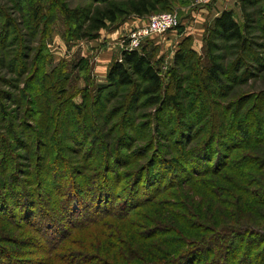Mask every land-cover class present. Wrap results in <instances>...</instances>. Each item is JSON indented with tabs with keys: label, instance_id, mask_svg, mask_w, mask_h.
I'll list each match as a JSON object with an SVG mask.
<instances>
[{
	"label": "rangeland",
	"instance_id": "374dc122",
	"mask_svg": "<svg viewBox=\"0 0 264 264\" xmlns=\"http://www.w3.org/2000/svg\"><path fill=\"white\" fill-rule=\"evenodd\" d=\"M31 1L0 0V264H181L189 252L195 253V264H242L243 257L247 264H264V21L259 17L264 1L253 8L259 23L250 35L255 45L246 51L242 71H233L240 55L232 43H221L216 52L218 61L230 67L231 75L237 74V79L222 76L228 87L221 96L190 87L196 68L209 62L205 26L221 9L233 11L234 18L244 24L238 0H167L166 9L154 11H174L186 19L185 26L144 39L139 51L148 54L165 86L173 71L185 77L180 98L189 106L187 116L194 119L190 128H184L180 115H173L164 106L158 110L143 99L127 103L129 86L110 88L107 96L104 92L100 97L103 88L110 85V66L122 59L127 35L144 26L149 15L118 39H111L109 46L118 42L116 50L113 55L101 54L100 59L109 61H98L108 45L106 39H74L69 32L75 25L58 7L62 3L70 9L90 11L102 4L100 0H57L58 7L52 4L56 0H42L49 19L45 18L36 33L27 18ZM217 2L220 7L214 5ZM204 6L209 14L196 38L188 33L193 28L189 30L186 24H194L195 12ZM128 18L138 16L120 18L100 32L105 35ZM186 47V51L192 47L193 52L188 54L190 59L181 60ZM43 58L44 72L54 71L65 78L63 98L69 94L76 105L100 101V110L93 107L96 133L89 128L87 118H79L66 103L58 115L57 109L53 111V126L41 131L45 126L36 95L44 94ZM56 105L59 102L53 108ZM202 105L208 116L200 120L196 115ZM221 120L226 121L224 131L219 127ZM240 120L246 126L238 132L232 121ZM83 128L86 138L78 135ZM182 129L191 133L186 141L181 137ZM249 130L250 134L245 132ZM56 132H60L58 142ZM6 141L14 147L3 153ZM204 141L211 148L195 170L193 161L185 160L179 149L181 145L192 152L205 149ZM118 154L122 155L120 162ZM60 160L75 167L79 181L86 175L96 180L108 171L103 168L106 161L116 165L109 175H115V169L122 174L117 187L122 195L116 196L113 214L85 220L77 211L72 214H77L73 222L67 220L65 208L60 206L64 191L56 192L58 199L48 192L54 189L57 178L66 181L76 172L63 175L68 172L60 168L61 174H55L54 166ZM145 173L154 175L159 193L140 207L121 209L124 189L134 177ZM22 189L36 190L47 211L60 217L57 228L62 232L57 238L50 241L45 232L33 226L25 213L24 207L30 203L27 194L22 196Z\"/></svg>",
	"mask_w": 264,
	"mask_h": 264
},
{
	"label": "trees",
	"instance_id": "16d2710c",
	"mask_svg": "<svg viewBox=\"0 0 264 264\" xmlns=\"http://www.w3.org/2000/svg\"><path fill=\"white\" fill-rule=\"evenodd\" d=\"M262 1L264 0H238L241 12L243 14V25H241L234 18L233 11L223 10L220 15L216 16L212 22L205 26L204 40L207 48L206 50L209 55V62L207 65L198 66L196 68L197 72H195L193 77L195 82L193 80L190 88H195L198 92L200 91L202 93L221 96L228 87V84H224L222 76H233L234 79H237V74L231 75L229 70L230 67L226 68L221 61H218L216 52L221 50V43H232L233 47L237 49L240 55L234 64L235 68L233 71L240 72V70L246 66L245 63L242 64V61L244 62V56H247L246 51H251L252 47L255 45L254 41L251 40L250 35L252 34L253 30L257 28L256 26L259 23V19H256L257 14L254 12L253 8ZM100 2H102V4L97 5L90 11H85L84 9L80 8L70 9L68 6L63 5L62 3H60V7H58L57 0L52 4L61 10L66 20H69L73 25H75L72 32L69 33L74 37V39L78 40L95 39L99 37L100 30L108 27L109 23H117L120 18L130 15H135L138 17L148 16L152 13H155L154 11L159 9H166V4H168L167 0H100ZM262 8L263 10L259 8V17L264 21V6ZM44 11L45 8L42 0H32L30 2V5L28 6L27 18L29 27L32 28L33 33H36L39 30V27L45 18L49 19V16L45 15ZM186 49L187 47L184 49V51H186ZM192 52L193 49L190 47V49L186 51L184 57H179V59H190L188 54H191ZM44 60L45 58H43V61H41L42 65H40L41 83L43 84L42 89L44 94L41 91L40 95H36L37 104L40 106V109H38L40 110L39 113L43 115L42 124L45 126L41 131H48L53 126V111L57 109L56 113L58 115L60 110H64V107L62 106L66 103L65 105L72 107L77 116H80L82 120L87 118L90 125L89 128L95 130L94 133H96L97 121L95 119V109H93V107L97 106L100 110L102 106L100 101H94L93 104H88L85 102L82 105H76L71 101V99H69V94H66L63 98V94L66 93V80L63 75L57 76L54 71L49 74L44 72ZM18 68H21V65L18 64ZM23 68H25V65H23ZM242 74L246 75V71H243ZM107 79L110 85L103 88L100 93V97L104 92H107V96L109 94L108 91L110 88L117 89V87L129 86L130 89H132L130 90V94L127 96V103H129L131 100L132 104H135L137 100L143 99L145 104L149 106L155 105L157 106L158 110L161 109V106H164L165 108L171 109L174 113L173 115H180L179 121L181 120L180 122H184V128H190V125L193 124L194 119L189 118V116L186 114L187 110H189V106L186 107V104L181 101L180 98V92L183 90L185 77H183L181 73H178V71H173L170 83L168 86H165L159 71L152 63V60L146 52L136 49L124 50L122 52V60L120 61L119 59H116L110 66ZM51 81L52 84L49 85ZM0 92L2 91L0 90ZM58 102L59 105H56V107L53 108V104H57ZM197 111L200 113L197 114L196 117L200 118V120L208 116V113L205 112V107L203 105L199 106ZM221 116L223 117V115ZM158 118L161 121L163 116H158ZM187 121L189 122L188 124ZM225 122L226 121L221 120L219 127H221L222 130L223 128H227ZM38 123H40V121H38ZM232 123L238 132L240 129L242 131L245 130L246 125L243 120L232 121ZM54 128H57L55 123ZM85 128H83L84 132L78 133V135L86 138L87 131ZM245 132L250 134V130ZM37 134L39 136L40 133L37 132ZM58 134H60V132H56L54 136L57 142L59 140L57 137ZM190 136L191 133L189 130L185 131L182 129L181 137H183L185 141L190 138ZM213 136H217V134L215 133ZM222 137L224 138V134ZM231 139V141H234L235 137H232ZM182 140L183 139H181V141ZM223 144H226V142ZM203 145L205 149L202 148L195 150V152L185 149L184 145H181L179 149V154L184 156L183 158L185 160H190V162L193 161V169L195 170L199 169L201 160L211 148H207L209 146L207 141H204ZM10 146L13 145L6 141L5 145H3V153H8ZM121 157L122 155L118 154L119 162ZM63 161L64 160H60L59 164L54 166V168H56L54 170L55 174L62 172L60 171V168L61 170L64 169V171L68 172L67 174L63 173V175L72 174L73 172H71V170L76 172L75 174L68 176L66 181H63L62 178L60 181L57 178V180L54 182L55 190L52 188L49 189L48 192L49 194L53 192V197L58 199L57 193L64 191L63 196L65 198L63 201L61 199L60 206L65 208V214L63 215L67 217V220L73 222L77 214H72L76 213L77 211L80 218L85 220H94L96 217L100 218L105 214H113V212L116 210L114 204H116V199L119 198L116 196L121 194L117 192V187L122 174H120V172L118 173V171L115 169V175H109V172H113L114 170L112 166L116 167V165H112L109 161H106L103 168H107L108 171H103V174L100 173L101 175L99 174L96 180H92L93 178L91 176L93 175H86L84 179L87 178L86 180L88 181H84V179L79 181L78 177L75 176L77 174L75 167H72V165H66ZM119 162L115 161L117 164ZM151 168H154V166H151ZM160 169L162 170L163 168ZM182 169L187 171L186 167L182 166ZM160 173L162 174V172ZM99 176L101 177L99 178ZM153 176L154 175L152 173H145L138 174L136 177H134L131 185H129L127 189H124L123 193H125V198L123 205L120 208L127 209V207L129 208L130 206H133V208L140 207L145 204V202L152 200L160 190V187L157 186ZM158 179L159 178H157V181ZM37 193L38 192L36 190L31 191L30 189L24 190L23 192L22 189V196L23 194H27V198L30 203L29 206L27 205L28 208L24 207L26 208L25 213L28 212V217L30 218L33 226L37 230L41 229V231L45 232L44 234L47 236V239L52 241L62 232V230L58 231L57 228V225L61 222V219L60 217L58 218V215L55 214V212L50 213L47 211L45 208L46 206L42 202L44 199L40 194ZM45 194H47V190L45 191ZM20 201L21 200H19V202ZM3 206H5L7 209L5 203H3ZM73 206H76L77 210H73ZM52 228L55 232H53ZM195 256V253L189 252L181 264H195L197 260ZM247 260L252 259L247 257ZM242 261V264H247L245 263V257L242 258Z\"/></svg>",
	"mask_w": 264,
	"mask_h": 264
},
{
	"label": "built area",
	"instance_id": "2783aa9c",
	"mask_svg": "<svg viewBox=\"0 0 264 264\" xmlns=\"http://www.w3.org/2000/svg\"><path fill=\"white\" fill-rule=\"evenodd\" d=\"M197 3H205L209 0H195ZM181 25V18L177 12L164 11L152 13L148 16L147 23L137 29H134L127 35L124 50H139L142 47V41L155 34H162L176 29ZM124 41V40H123ZM120 61L122 59H119Z\"/></svg>",
	"mask_w": 264,
	"mask_h": 264
},
{
	"label": "crops",
	"instance_id": "0c3cea01",
	"mask_svg": "<svg viewBox=\"0 0 264 264\" xmlns=\"http://www.w3.org/2000/svg\"><path fill=\"white\" fill-rule=\"evenodd\" d=\"M219 4H220L219 2L214 3L215 6L220 7ZM213 8L215 9V7H213ZM207 9H208L207 6H204L200 10H197L196 11L197 13L195 12V15H194L195 16V21H194L195 23L190 24V25L186 24L188 29L193 28L192 31L187 30L188 33L189 34L192 33L193 35L196 36V38H198V36L203 32V29L201 28V22L206 20L205 18H207L208 14H209ZM223 10H229V9H221L220 12H222ZM217 15H215V16H217ZM143 19L144 18H142V17L128 18L119 27L115 28L114 30L107 31L105 35H103L102 34L103 32L101 31L99 39H100V37H103L104 39H106V43H108V45H107V47H105L106 49L102 53H100V55L98 57V61H109L110 58L109 59H100V58L102 57L101 54L102 55L104 54L103 55L104 57L107 56V54L113 55L114 50H116L115 47H116V44L118 42H115L113 45L111 44L109 46V44L112 42L111 39L112 40L118 39L120 37V35H124L127 30L132 28V24H140L141 21H144ZM147 21H148V19H147ZM185 21H186V19H184V20L181 19V25L185 26ZM99 39L97 38L96 40H99Z\"/></svg>",
	"mask_w": 264,
	"mask_h": 264
}]
</instances>
